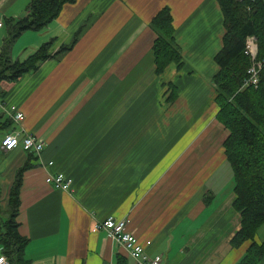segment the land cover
Wrapping results in <instances>:
<instances>
[{
    "label": "crops",
    "instance_id": "0c3cea01",
    "mask_svg": "<svg viewBox=\"0 0 264 264\" xmlns=\"http://www.w3.org/2000/svg\"><path fill=\"white\" fill-rule=\"evenodd\" d=\"M28 1L0 0L3 18L24 16ZM164 6L184 63L155 75L149 24ZM78 30L44 80L38 69L1 83L3 102L19 108L22 127L44 141L19 193L18 231L28 240L29 264H135L104 231H92L109 215L128 219L127 229L150 240L146 251L161 264H236L249 241L231 245L240 228L234 193L218 199L228 131L215 118L211 82L224 34L217 1L76 0L37 33L55 38L54 51ZM28 77L37 87L25 86ZM168 81L177 86L173 103L165 101ZM53 91L62 94L54 107ZM159 108L166 113L153 116ZM0 150L4 210L27 155L19 146ZM56 173L73 180L70 191L45 181Z\"/></svg>",
    "mask_w": 264,
    "mask_h": 264
},
{
    "label": "trees",
    "instance_id": "16d2710c",
    "mask_svg": "<svg viewBox=\"0 0 264 264\" xmlns=\"http://www.w3.org/2000/svg\"><path fill=\"white\" fill-rule=\"evenodd\" d=\"M75 1L29 0L24 16L3 19L7 34L0 47V83L17 81L25 74L37 71L46 60L56 59L73 48L81 30L54 51L53 37L22 60H13L10 56L12 43L17 37L28 30L41 31L58 16L65 4ZM217 2L223 15L224 34L222 47L214 55L217 70L211 77L215 93L213 102L217 107L216 120L228 131L223 149L232 175V207L240 219V228L230 242L233 247H239L249 241L236 264H261L264 262V0ZM149 26L155 34L151 47L155 75H161L169 65L180 69L184 62L175 42L169 7H162L152 17ZM251 35L257 39L256 59L262 61L256 86L244 85L250 66L244 42ZM162 86H165V101L173 103L178 95L177 86L170 81ZM4 95L0 84V102H3ZM12 123L0 110V132L9 129ZM24 152L26 159L14 173L4 210L1 208L0 189V246L9 264H29L25 257L28 240L18 231L17 216L23 172L33 167L30 160L37 154ZM259 230H262L260 241H256Z\"/></svg>",
    "mask_w": 264,
    "mask_h": 264
},
{
    "label": "built area",
    "instance_id": "2783aa9c",
    "mask_svg": "<svg viewBox=\"0 0 264 264\" xmlns=\"http://www.w3.org/2000/svg\"><path fill=\"white\" fill-rule=\"evenodd\" d=\"M3 15L0 10V28L3 26ZM244 52L250 59V66L247 69V77L244 85L256 86L258 83V73L262 67V61L256 59L257 39L254 35L248 36L244 42ZM0 110L18 124L20 129L3 135L0 146L3 151H11L15 147H20L24 151L35 152L39 155L43 149L44 141L35 134L27 132L22 127L24 114L15 105L0 102ZM45 181L56 189L70 191L72 180L62 173L49 174ZM128 219H118L114 216H107L99 220L92 228V231L102 230L106 236L116 244L122 246L135 264H161L160 255H150L146 251V246L150 245V240L142 243L132 232L127 229ZM0 264H9L8 259L0 251Z\"/></svg>",
    "mask_w": 264,
    "mask_h": 264
},
{
    "label": "rangeland",
    "instance_id": "374dc122",
    "mask_svg": "<svg viewBox=\"0 0 264 264\" xmlns=\"http://www.w3.org/2000/svg\"><path fill=\"white\" fill-rule=\"evenodd\" d=\"M172 26H173V22H172ZM2 31L4 33V37L2 36L0 38V41H1L0 47L2 46V44H3L2 41L7 34L6 26H4ZM45 41H47V40H45V39L41 40L40 34L37 33L36 31H30V30L25 31L23 34H21L19 37H17L15 39V41L12 43V46H11L12 48L10 49V56L13 60H22L23 58H25L27 56V54L29 52L30 53L33 52L38 46H40ZM27 46L31 47L30 49H27L29 52H26V50H25V48ZM12 50H13V54H12ZM257 50H258V45H257ZM63 56L64 55H60L56 59H52V61L50 63L45 64V65H43V64L40 65L39 75L42 78V80H44L50 74V72L53 70L54 66L56 65V62L60 61ZM30 80H31L30 77H28L25 86L28 87V85H31V86L37 87L39 82L36 81L34 84L32 83L33 84L32 85V84H30ZM34 87H33V89H34ZM58 96L61 97L62 94H59V92H56V91H53L52 94L49 95L48 99L51 100L53 107L57 103L56 97H58ZM163 103H165V102H163ZM166 104H164V105L161 104L160 108L161 107H163V108L167 107ZM160 108L158 109V111H154L152 115L153 116H157V115L162 116V114L166 113V112L162 111ZM165 110H167V109H165ZM5 115H6V113H5ZM13 126H14L15 130H17L19 127L18 125H15L14 123H12V125L10 127H13ZM12 131H13V129L9 128L5 132H0V140L3 137L4 133H10ZM13 132H15V131H13ZM1 153H2V151L0 150V162L3 160ZM223 164L219 165V168L217 171L219 178H218V176H216L217 177V183H216L217 187H221V195L218 196V199H220L221 197H225L228 193H231L233 191L232 190L231 170H230L227 162H226V164L225 163H223ZM72 184H73V180H72ZM72 184H71V186H72ZM5 216H6V214H3V217H5ZM261 233H262V230H259L257 233L258 236L256 237L257 239L255 238L256 241H260Z\"/></svg>",
    "mask_w": 264,
    "mask_h": 264
}]
</instances>
